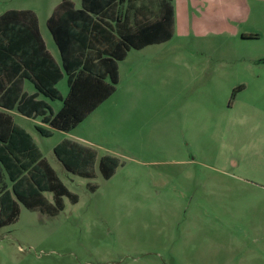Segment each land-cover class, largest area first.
I'll return each instance as SVG.
<instances>
[{
  "label": "rangeland",
  "instance_id": "374dc122",
  "mask_svg": "<svg viewBox=\"0 0 264 264\" xmlns=\"http://www.w3.org/2000/svg\"><path fill=\"white\" fill-rule=\"evenodd\" d=\"M61 1L0 0V16L44 21ZM230 1L214 5L235 13L227 30L176 34L121 64L117 92L78 131L123 162L111 179L99 165L93 179L68 172L54 152L64 133L18 118L79 202L21 206L0 228V264H264V0Z\"/></svg>",
  "mask_w": 264,
  "mask_h": 264
},
{
  "label": "trees",
  "instance_id": "16d2710c",
  "mask_svg": "<svg viewBox=\"0 0 264 264\" xmlns=\"http://www.w3.org/2000/svg\"><path fill=\"white\" fill-rule=\"evenodd\" d=\"M136 1L82 0V8L76 9L71 0H62L47 21L61 65L48 51L34 11L10 10L0 16V228L17 222L21 206L56 215L65 209V197L73 204L79 202V196L70 192L43 157L32 135L2 109L17 107L27 116L41 117L50 127H37L44 137L76 129L116 93L119 63L130 50L171 40L175 34L173 0H158L159 17L151 24L137 19ZM160 30L162 40L156 36ZM243 37L258 38L254 34ZM64 74L69 87L66 98L58 89ZM24 78L34 83L35 95L22 94L18 86ZM39 96L60 100L63 107L54 113L47 102L36 100ZM54 152L68 172L84 179H93L99 165L102 177L109 180L123 165L116 156L100 155L97 149L68 139ZM89 186L92 191L98 188ZM45 193L53 195L54 203Z\"/></svg>",
  "mask_w": 264,
  "mask_h": 264
},
{
  "label": "crops",
  "instance_id": "0c3cea01",
  "mask_svg": "<svg viewBox=\"0 0 264 264\" xmlns=\"http://www.w3.org/2000/svg\"><path fill=\"white\" fill-rule=\"evenodd\" d=\"M216 1H218V3H220L221 5L223 4L222 6H224V4L225 5L228 4L230 0H173V4L175 7V20H176L175 34H174L173 38L171 40H168V41H160L159 43H154V44L148 45V46H146L142 49H139V50H137V49L130 50L126 59L119 63L120 83H121V64L123 62H125L129 58L131 53H133V52L143 53L147 50L162 48L166 43L172 41L174 39V37L176 36V34H185V33H189V31H196V32L201 31V32H203V30H205V29L210 30V29H214L212 27L216 28L217 26L222 31L227 30L229 28L227 26L228 20L232 19L233 18L232 16L235 15V13L229 14V13H226L223 9L220 12H215L214 5L216 4L215 3ZM72 2L74 3V6L76 9L82 8V7L81 8L78 7V3H76L75 1H72ZM231 2L232 1H230V7H232ZM133 4L136 5L135 11L138 14L137 19L140 18L141 20L144 21V23H147V24H149V22H150V24L154 21L157 22L158 17H159L158 12H157L158 0H138L136 2H133ZM81 6H82V0H81ZM203 6H205V7H203ZM141 11H143V13H141ZM196 13H198V14L202 13V17L197 15ZM37 16L39 18L40 32H41L42 38L46 44V47H47L48 51L51 53L52 57L55 59V61L59 65H61L60 51H59V49H58V47L54 41L52 34L50 33V31L47 27V21L51 15H49L46 19H44V21L39 17L38 14H37ZM203 16L206 18H203ZM133 20H134V18H133V15L131 14L130 21H133ZM166 34H167V30L165 31V35ZM156 36H158L161 39L163 37V31L160 30L159 33H156ZM242 38L245 39L243 37V34H242ZM246 39H249V38H246ZM3 76H4V74H3ZM65 76H64V78H65ZM64 78L59 82L58 89L61 85V82L64 80ZM18 87H19V89L22 90V94H25L26 96H33L37 93V89H36L34 83L32 81H30L29 79L24 78L23 80H21L19 82ZM117 90H118V87H117ZM60 92H62V91H60ZM17 93L18 92H15V94H11L12 95L11 98L14 99V95H16ZM61 94H63V93H61ZM36 100H38V101L42 100V101L47 102L48 105L50 106L51 110L54 113L59 112L61 110V108L63 107V104H62V106L59 107V109H57V111H55L54 108L52 107V105L48 102L51 100L45 98L44 96H39L38 98H36ZM100 107L96 111H94L84 122H82L73 131H71V132L54 131L53 135L56 132H62V133H64L63 134L64 135L63 141L68 139V140L75 141V142H78V143H81L84 145H88L91 147L92 146L93 147H99V144L96 143V141H93L92 136L79 135L78 131H79L81 125L86 123V121H88V119H90L93 115H95L99 111ZM2 110L7 112L9 115H11L16 123H18L17 122L18 118H21V119L27 118V119H31L37 123L36 128L39 126V127L45 128V129H50V127L47 124L42 122L41 117H36V115L31 116V117L27 116V115L23 114L22 112H20V110L17 107L12 109V110H9V109H2Z\"/></svg>",
  "mask_w": 264,
  "mask_h": 264
}]
</instances>
